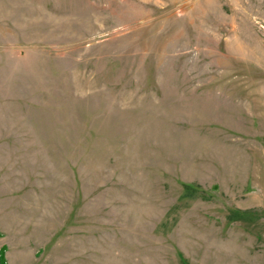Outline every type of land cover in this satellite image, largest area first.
Instances as JSON below:
<instances>
[{"label": "rangeland", "instance_id": "374dc122", "mask_svg": "<svg viewBox=\"0 0 264 264\" xmlns=\"http://www.w3.org/2000/svg\"><path fill=\"white\" fill-rule=\"evenodd\" d=\"M0 264H264V0H0Z\"/></svg>", "mask_w": 264, "mask_h": 264}]
</instances>
